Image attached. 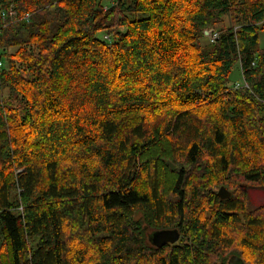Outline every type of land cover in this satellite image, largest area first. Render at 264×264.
I'll return each instance as SVG.
<instances>
[{"label": "trees", "instance_id": "1", "mask_svg": "<svg viewBox=\"0 0 264 264\" xmlns=\"http://www.w3.org/2000/svg\"><path fill=\"white\" fill-rule=\"evenodd\" d=\"M0 61V264H264V0H0Z\"/></svg>", "mask_w": 264, "mask_h": 264}, {"label": "rangeland", "instance_id": "2", "mask_svg": "<svg viewBox=\"0 0 264 264\" xmlns=\"http://www.w3.org/2000/svg\"><path fill=\"white\" fill-rule=\"evenodd\" d=\"M11 9L13 10V6L9 7L5 13H7V12L9 13L11 11ZM8 21L13 22V20L11 19V20H6V23ZM239 21H242L241 14H235V15L230 14V15H226V16L222 17L221 21L217 25H215L213 27L206 28L202 31V37L200 40V44L202 45V47L209 46L210 44L215 42V40L219 37V35L221 34L222 31H224L230 27H234L235 31H237L238 30L237 24L239 23ZM215 36H216V38H215ZM100 38H102L103 40H109L110 36L103 34V36L101 35ZM261 42L263 44V36H262ZM230 86H231L230 88L234 89V90L249 89L248 83L245 81L244 77L241 75V73L237 67H235V69H234L233 81H232ZM27 141L29 142V144L32 143L29 140H27ZM4 154H6V153H4ZM168 163L173 165L174 169H175L174 164H172L171 162H168ZM21 172H22V170H17L16 174L21 173ZM217 194H218V192H217ZM252 194H253L252 205L254 207H257L259 205L264 204V191L256 190V191L252 192ZM66 229L68 230V233L72 234V236L76 235V233H77L75 229H74L75 233H72L70 231L69 227H66ZM243 253H245L248 260L252 261L255 258V255L253 253H252V256H251V254H249V251L244 250Z\"/></svg>", "mask_w": 264, "mask_h": 264}, {"label": "water", "instance_id": "3", "mask_svg": "<svg viewBox=\"0 0 264 264\" xmlns=\"http://www.w3.org/2000/svg\"><path fill=\"white\" fill-rule=\"evenodd\" d=\"M172 169L174 166L168 163ZM218 197L221 200H227L231 197V193L225 188L221 187L218 191ZM148 240L152 246L156 248H162L168 244H175L180 240V233L178 230H159L154 231L148 235ZM229 264H244L241 260L237 258H231Z\"/></svg>", "mask_w": 264, "mask_h": 264}, {"label": "built area", "instance_id": "4", "mask_svg": "<svg viewBox=\"0 0 264 264\" xmlns=\"http://www.w3.org/2000/svg\"><path fill=\"white\" fill-rule=\"evenodd\" d=\"M16 18H17L16 11L14 9L13 10L11 9V11L9 13L7 12V14L3 17V20H4V22H6V20H11V19L15 20ZM24 20L28 21L29 20V15H26ZM215 38H216V36H215ZM1 66H2V62L0 61V68H1Z\"/></svg>", "mask_w": 264, "mask_h": 264}]
</instances>
